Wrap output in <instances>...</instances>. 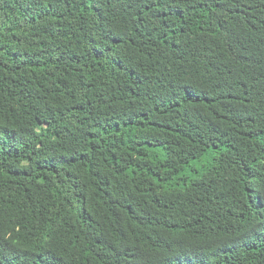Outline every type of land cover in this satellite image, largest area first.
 I'll return each instance as SVG.
<instances>
[{
    "label": "trees",
    "instance_id": "16d2710c",
    "mask_svg": "<svg viewBox=\"0 0 264 264\" xmlns=\"http://www.w3.org/2000/svg\"><path fill=\"white\" fill-rule=\"evenodd\" d=\"M0 264H264V0H0Z\"/></svg>",
    "mask_w": 264,
    "mask_h": 264
}]
</instances>
